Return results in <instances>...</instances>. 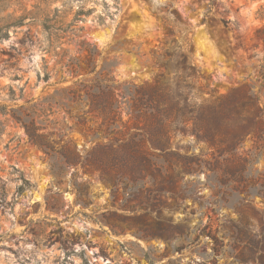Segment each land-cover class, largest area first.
Here are the masks:
<instances>
[{
    "label": "rangeland",
    "instance_id": "rangeland-1",
    "mask_svg": "<svg viewBox=\"0 0 264 264\" xmlns=\"http://www.w3.org/2000/svg\"><path fill=\"white\" fill-rule=\"evenodd\" d=\"M166 1L190 27L192 57L208 87L219 94L248 83L264 104V41L257 32L264 0H213L209 12L210 0H154ZM165 30L143 0H0V102L16 107L72 84L84 67L82 40L100 53L97 69L105 66L117 82L150 80L151 50ZM71 59L78 61L75 75L67 70ZM63 115L58 110L50 119ZM6 117L0 114V264H243L231 245L230 221L238 214L209 197L203 172L186 174L180 184L188 195L168 199V206L149 193L136 210H125L80 163L46 155ZM47 129L65 132L83 151L78 130L66 123ZM181 144L200 151L188 138ZM252 166L249 173L264 172V147ZM255 202L263 210L259 196Z\"/></svg>",
    "mask_w": 264,
    "mask_h": 264
},
{
    "label": "trees",
    "instance_id": "trees-1",
    "mask_svg": "<svg viewBox=\"0 0 264 264\" xmlns=\"http://www.w3.org/2000/svg\"><path fill=\"white\" fill-rule=\"evenodd\" d=\"M143 1L166 29L164 41L151 50L155 72L150 80L117 82L105 66L97 69L100 53L82 40L79 78L16 107L0 102V114L9 115L4 121L21 126L28 142L46 155L59 154L67 165L80 163L82 172L108 186L112 201L120 200L125 210H136V202L149 193L168 206V199L188 195L180 184L186 174L203 172L212 188L209 197L238 214L230 221L234 258L264 264V208L255 202L259 196L264 205V172L249 173L264 147L259 91L242 83L214 93L193 60L190 27L178 10L170 1ZM257 32L264 41V28ZM66 66L69 74L78 72L77 60ZM58 110L64 111L62 121L50 119ZM49 123H66L68 131L80 132L85 144L80 155L65 132L47 129ZM183 138L200 145V151L190 153ZM205 227L211 231L213 224Z\"/></svg>",
    "mask_w": 264,
    "mask_h": 264
}]
</instances>
